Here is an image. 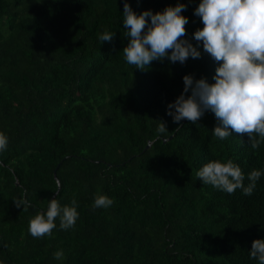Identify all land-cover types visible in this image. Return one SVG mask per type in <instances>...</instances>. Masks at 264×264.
I'll return each instance as SVG.
<instances>
[{
	"label": "trees",
	"instance_id": "16d2710c",
	"mask_svg": "<svg viewBox=\"0 0 264 264\" xmlns=\"http://www.w3.org/2000/svg\"><path fill=\"white\" fill-rule=\"evenodd\" d=\"M123 2L0 0V132L9 141L0 152V264H258L249 251L264 239V143L252 150L246 135L215 138L210 111L178 127L166 113L183 76L214 83L218 62L201 45V58L183 65H128ZM127 2L137 15L185 4L184 38L197 46L200 0ZM104 31L114 36L100 43ZM229 159L245 186L262 172L251 196L197 178L206 163ZM97 195L113 205L94 209ZM52 196L62 207L75 199L78 219L67 230L57 219L51 237L33 238L29 220ZM25 198L26 211L12 202Z\"/></svg>",
	"mask_w": 264,
	"mask_h": 264
},
{
	"label": "clouds",
	"instance_id": "9594fccd",
	"mask_svg": "<svg viewBox=\"0 0 264 264\" xmlns=\"http://www.w3.org/2000/svg\"><path fill=\"white\" fill-rule=\"evenodd\" d=\"M186 10V5L178 2L156 13L146 10L137 15L124 0L122 24L128 42L122 49L123 59L141 71L153 61L164 59L183 65L189 58H201L198 47L202 45L203 51L218 62L214 83L209 84L204 77L183 76V91L167 105L166 114L181 127V121L195 124L210 111L217 121L211 131L215 138L226 140L232 133L246 135L250 148L259 149L264 143V0H200L193 15L203 27L192 33L195 47L184 38L189 21L181 13ZM113 36V32L104 31L98 40L110 42ZM157 125L158 132H166L164 122L157 121ZM8 142L0 132V152L7 149ZM261 175L260 170H252L245 186L244 173L231 159L210 161L196 173L204 185L230 195L239 189L245 196L253 194ZM12 202L17 208L23 206L24 211L31 206L26 198ZM113 203L108 196L97 195L92 207L106 209ZM77 207L75 199L71 206L63 207L57 199L49 200L46 212L29 220V234L33 238L51 237L57 219L61 230L74 227L79 216ZM63 255L57 251L53 258L59 260ZM249 257L264 264V239L252 241Z\"/></svg>",
	"mask_w": 264,
	"mask_h": 264
},
{
	"label": "water",
	"instance_id": "95a60500",
	"mask_svg": "<svg viewBox=\"0 0 264 264\" xmlns=\"http://www.w3.org/2000/svg\"><path fill=\"white\" fill-rule=\"evenodd\" d=\"M148 146V144L146 145V147ZM55 172V170L53 171V173ZM53 196L50 198V200H52Z\"/></svg>",
	"mask_w": 264,
	"mask_h": 264
}]
</instances>
